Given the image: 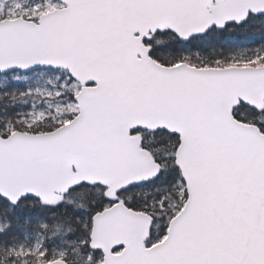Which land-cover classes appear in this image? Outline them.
Here are the masks:
<instances>
[{
  "label": "water",
  "instance_id": "water-1",
  "mask_svg": "<svg viewBox=\"0 0 264 264\" xmlns=\"http://www.w3.org/2000/svg\"><path fill=\"white\" fill-rule=\"evenodd\" d=\"M57 1L66 7L36 23L0 20V73L65 69L82 85L79 112L53 131L0 137V197L52 201L79 183L117 193L151 181L161 167L131 133L163 129L181 139L185 205L149 247L148 213L121 201L96 213L101 264H264V133L233 115L263 105L264 65H165L143 42L164 26L188 41L264 14V0Z\"/></svg>",
  "mask_w": 264,
  "mask_h": 264
},
{
  "label": "trees",
  "instance_id": "trees-1",
  "mask_svg": "<svg viewBox=\"0 0 264 264\" xmlns=\"http://www.w3.org/2000/svg\"><path fill=\"white\" fill-rule=\"evenodd\" d=\"M51 1L52 8L64 6L56 0ZM4 18L0 14V20ZM144 44L150 55L165 65L179 62L198 67L251 65L257 50L264 51V14H249L240 23L213 27L188 41H182L170 27L164 26L149 33ZM260 65H264V61L255 66ZM38 86H42L44 94L36 90ZM46 87H57L63 93L48 97ZM79 87L80 84L65 69L0 73V137L6 138L15 130L29 133L53 131L64 124V120H72L79 112L75 102ZM58 102L60 107H56ZM40 111L51 116L32 125L25 122L24 119L36 117ZM233 115L241 122L257 125L264 133V103L260 107L240 103ZM131 136L161 169H166L159 179L117 193L110 186L79 183L52 201L27 196L17 204H11L0 197V264L20 263L24 258L28 264H43L54 259H62L67 264H98L103 253L91 246L93 217L120 201L152 217L147 246L162 240L171 219L181 211L188 198L182 172L176 164L181 139L178 134L163 129H136ZM162 140L167 142L165 151L158 152L156 145ZM81 184L86 187L81 188ZM80 191L91 195L82 198L78 195ZM39 241L43 254L34 252Z\"/></svg>",
  "mask_w": 264,
  "mask_h": 264
},
{
  "label": "rangeland",
  "instance_id": "rangeland-1",
  "mask_svg": "<svg viewBox=\"0 0 264 264\" xmlns=\"http://www.w3.org/2000/svg\"><path fill=\"white\" fill-rule=\"evenodd\" d=\"M52 7H54V4L51 0H36V1L35 0H0V14L3 15L5 18L14 19V18L21 17L23 19H26V20H29L35 23L39 20L41 15L46 13V11H48ZM59 7H62V6H58V8ZM259 62L260 61H256L255 63L252 62L253 64H251L250 66L258 65ZM81 88L82 86L80 85V87L77 90L80 91ZM46 89H48L49 91L48 97H51V98L61 96L63 93L62 90L57 87H54V88L46 87ZM36 90L40 91L42 94H44L45 92L42 86H38ZM60 106H61V103L58 102L56 107H60ZM50 116L51 115L47 114L46 112L40 111L37 113L36 117L29 116L28 118L24 120L28 125H32ZM67 121L68 120H64L63 122L65 123ZM120 250L121 248L117 249L118 252H120ZM34 252H38L40 254L44 253V251L42 250L40 246V241L35 246ZM103 260H104V255L98 264H101ZM9 264H28V260L27 258H24L20 261V263L17 261H14Z\"/></svg>",
  "mask_w": 264,
  "mask_h": 264
},
{
  "label": "snow or ice",
  "instance_id": "snow-or-ice-1",
  "mask_svg": "<svg viewBox=\"0 0 264 264\" xmlns=\"http://www.w3.org/2000/svg\"><path fill=\"white\" fill-rule=\"evenodd\" d=\"M236 23H240V21H236ZM203 31V30H202ZM183 39H187V37H183ZM256 61H264V51H262V50H257V52H256V55H255V57L252 59V62L253 63H255ZM37 65H31V66H28L27 68H26V70H30L31 68H33V67H36ZM39 66H41V67H43L44 65H39ZM166 141H160L159 142V144L158 145H156V150L158 151V152H164L165 151V145H166ZM166 169H164V168H162L161 169V171L157 174V176L155 177L156 179H159V177H160V175H162L163 174V172L165 171ZM80 187L81 188H85L86 187V185H84V184H81L80 185ZM157 191H160V189L159 188H157ZM78 195H80L82 198H86V197H88L89 195H91L89 192H87V191H80L79 193H78ZM106 195V197H107V193L105 194ZM5 203H7V201H5Z\"/></svg>",
  "mask_w": 264,
  "mask_h": 264
}]
</instances>
